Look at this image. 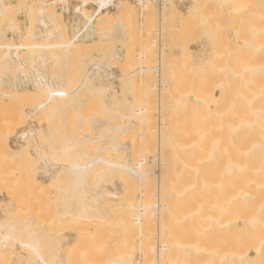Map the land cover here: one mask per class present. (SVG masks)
I'll return each mask as SVG.
<instances>
[{"label": "bare ground", "instance_id": "obj_1", "mask_svg": "<svg viewBox=\"0 0 264 264\" xmlns=\"http://www.w3.org/2000/svg\"><path fill=\"white\" fill-rule=\"evenodd\" d=\"M1 1L0 5L3 3ZM113 1L98 0L99 8L93 14L84 15L87 25L84 30L78 31L73 41L68 39L65 27L56 13L45 9L49 7L40 8L39 25L44 28L38 27V32L33 33L35 47H30L32 42L28 43L29 35H26L27 44L17 48L11 44L7 46L9 56L13 48L17 50L12 56L17 59L18 69L24 68L17 53L21 49H47L58 53L65 48L64 55L68 57L75 41L78 44L77 41H88L96 35L97 31L92 29V24L98 16L101 15L100 19L111 18L110 13H104L103 9ZM20 3L25 6L27 2L20 0ZM139 3L143 10L147 9L144 3ZM192 3L195 4L197 16L217 15L214 13L219 11L218 8L227 7L242 18L243 34H237L239 36L231 42L235 46L232 47L231 44V47L241 48L246 62L242 71L238 72L232 63L236 54L231 53L232 50L219 52L213 46L211 70L198 71L199 74L202 73L199 76L202 79H199L192 94L199 110L194 112L195 115L192 112L183 123L182 120L174 122L176 125L180 122L177 130L174 128L175 124H169L172 130L166 127L167 134L163 133L166 134L164 138L168 136V131L171 133L170 139L172 135L174 137L172 136L171 142L168 140V153L161 149L162 153L158 154V190L149 183L153 164H150V169L144 157L134 163L132 171L126 170V175L117 173L115 176L116 172L106 168L102 171V163L107 167L114 160L118 161L115 159L116 152L121 153L118 155L119 159L128 157L122 154L123 151H129L130 145L133 147L132 143L116 150L113 162L107 161L109 152L107 160L88 162L91 165L89 168H50L45 166L46 161L36 160L31 155L20 153L19 156V152H6L4 139L0 136V264H29L26 261L30 254L23 252L25 248L35 252L32 264H264V0H192ZM126 7L127 5L122 6L115 22L116 42L125 39L120 13ZM162 8L163 11L168 9L169 4H162ZM210 8L215 11L209 10ZM6 10L0 9L1 17H6ZM46 20L52 23V29ZM90 28L92 30L89 32ZM168 46L162 45L164 49ZM56 53L52 56L59 60L60 54ZM114 54L121 56L119 51ZM1 60L5 61V58H1L0 63ZM46 64L47 57H41L39 66ZM92 69L102 70L104 67L95 63L89 72ZM89 72L79 83L76 93L88 81ZM212 78L217 80L211 83L214 84L211 87L207 82ZM1 81L7 82L0 73V85ZM45 84H48L47 80L38 72L34 88L24 87L7 92L2 89L3 85L0 87V116L5 114L9 105L7 109L22 110L25 116V139L29 144L42 141L40 148L44 150L50 144L44 143L49 142L48 138H54L51 135L54 136V130H57L55 128L51 131L48 122L49 113L55 109L54 106H49V101L61 95L58 91L47 88V85L45 87ZM163 88L167 89L165 85ZM6 99L11 103L5 107ZM209 103L213 104L210 115L215 121L208 120L210 110H206ZM200 107L204 110L201 111ZM238 107L242 110L239 120L233 123L226 121V117L232 115ZM147 115L148 109L145 107L135 109L134 113L121 114L126 122L135 117L146 119ZM221 120L223 123L220 122V125ZM165 122L159 123L160 130L163 127L165 129ZM216 122L218 126L214 125ZM220 127H223L222 132ZM44 139L48 141L44 142ZM18 163L19 167L22 165L21 168H15L14 164ZM96 165H101L102 169H98ZM13 169H18L16 172L19 173ZM99 170V173L94 174ZM130 173L134 178L130 177ZM126 180L131 182H125ZM154 189L158 192H154ZM49 201H53V204ZM102 223L108 224L111 229H114L113 226L118 229L121 225L130 228L116 241V248L105 250L97 247V251H88L90 253L87 252V257H84L87 259L91 257L89 254H93V260L91 257L86 262L82 258L84 263L74 261L77 253V246L73 248L75 241L84 237L82 233L87 230L94 229V235L95 231H102ZM131 226L132 231L129 230ZM110 228L108 227L111 233ZM88 234L90 239L92 234ZM155 234L158 235L157 238ZM73 235L78 238L74 240ZM112 235L110 239H114L115 235ZM156 239L160 242L157 247ZM50 241L53 242L51 247H61V251L47 257L42 255L41 247H44L43 243L48 244ZM103 245L106 243L98 246ZM67 250H75V254Z\"/></svg>", "mask_w": 264, "mask_h": 264}, {"label": "rangeland", "instance_id": "obj_2", "mask_svg": "<svg viewBox=\"0 0 264 264\" xmlns=\"http://www.w3.org/2000/svg\"><path fill=\"white\" fill-rule=\"evenodd\" d=\"M25 1L27 2L25 6L20 3V0L1 1L3 3L0 5V9L7 10L5 18L0 16V59L5 58V61L1 60L0 73L7 82L1 81L0 87L3 85V88H1L7 92L16 89L20 90L24 87L34 88L35 78L38 72H40L49 84H45V87L48 86L47 88L54 89L61 94L49 101V106H54L55 109L49 113L48 122L51 125V131L55 128L57 130H54V136L51 135L54 138H48L49 142H47V139L43 140L47 142L44 145L50 143L45 146V150L40 148V145H43V142L40 140L29 144L25 139L24 112L11 108L7 109L10 106L8 103L11 102L8 101L9 99H6L4 106L6 107V104L9 106L6 108L5 114L0 116V129L2 131V135L0 136L4 139L6 152H19V156L20 153L21 155L22 153L27 156L31 155L36 160L46 161L47 164L45 166L50 168H89L91 165H88V162L97 163L103 159L107 160L106 157L109 155L112 159L108 157L107 161L113 162V155H115L113 153L121 148H126L128 144L132 143L133 147L130 145L129 151H123L124 153L122 154L128 157L123 156L119 159L118 155H121V153L118 154L116 152L117 157L115 159L120 162L114 160V163L107 167L102 163L103 167L96 165L98 166L97 168L100 170L102 168L113 170L116 172V174L114 173L115 176L117 173L126 175L125 171H132L134 163L144 157L150 169L152 167V165L150 167V164H153L149 183L153 187H156L160 183L158 154L162 152L168 153L166 150L167 148L169 150L168 144L169 141L171 142L173 136L170 139L169 135L171 133L169 134L168 131V138H164L167 134L165 132L166 127L170 129V125L175 124L174 122L178 120H182L181 123H183L184 119H188L192 112L195 115L194 112L196 113L199 110L197 109L199 105L195 102L192 94L197 87V83L200 81L199 79L202 77L199 78L202 73L200 72L199 74L198 71L200 69L211 70L213 46L219 52L232 50L231 53L236 54V59L232 63H234V69L238 72L242 71L241 68H243L246 62L244 60L246 57L243 56L241 48L232 49L235 44L231 42H233L236 36H239L237 34H243L241 26L243 25V20L232 9L224 7L218 8L219 11H215L210 8L209 10L215 11L212 14L217 13V15L204 14L206 15L204 18L202 17L203 15L198 14L197 16L195 14L196 7L192 3V0H114L106 9H103L104 13H110L111 18L109 20L105 17L100 19L101 15L100 17L98 16V19L96 18L92 24V29L97 31L96 35L89 38L88 41L86 39L82 42L77 41L78 44L75 41V44L70 48V55L68 57L64 55L65 48L59 50V52L57 51L60 54L59 60L53 58L52 55L56 52L54 53L51 50L30 48L32 51L29 49H27L29 51H26L21 49L17 53H19L24 68L18 69L16 65L17 59L12 56L17 50L13 48L9 56L7 46L11 44L17 48L24 45V43L27 44L26 35H29L31 40L27 36L29 38L28 43L31 41L34 45L31 43V46L29 44L25 45L35 47L36 44L32 40L33 33L36 34L38 32V27L44 28L39 25L38 11L40 8L49 7L45 9L48 12L54 11L56 13L58 19L65 27L70 41H73L78 31L84 30L86 27L87 19L84 15L93 14L99 8L98 0ZM139 2L144 3L147 9L143 10ZM164 3L169 4V8L163 11L162 4ZM124 5H127V7L123 13H120V16L125 29V39L116 42L114 40L115 22L119 17L118 13ZM198 17H201V19ZM46 22L50 26L49 28L52 29V23L48 20ZM92 29L90 28L88 31L90 32ZM235 29H238V31ZM85 42L90 44H83ZM164 44L169 45L167 49L162 47ZM231 44L233 45L232 47ZM115 51H119L121 56L117 57L114 54ZM110 54L112 56L109 57L108 55ZM44 56L47 57V64L39 66L41 57ZM142 56L145 58H142ZM95 63L102 65L104 69H92L89 72L92 64ZM88 72V81L83 86L86 89L82 88L81 92L76 93L79 83ZM213 78L212 80L210 79L212 82H207V84L210 83L211 87L214 85L211 83H215L217 80V78H215L216 80H213ZM164 85L167 89L163 88ZM236 86L237 84L234 86L235 90L237 89ZM214 87L216 88V86ZM140 107L148 109L146 119L135 117L126 122L121 116V114L134 113L135 109ZM212 107L213 104L209 103L206 110H210V113L207 112L209 115L213 111ZM204 108H201V111ZM241 112L242 110L238 107L225 120L231 123L237 122ZM211 115L208 120L211 119ZM218 119L217 117L216 120ZM161 121H166L165 129L163 127L162 130L159 129ZM190 121L192 123V120L188 122ZM211 121H215V118L211 119ZM188 122L187 124H191ZM220 122L223 123V120L219 121V124ZM219 124L217 122L214 123L215 126ZM177 125H173L176 130L178 128ZM208 125L210 124L208 123ZM214 127L212 128L214 129ZM208 128L206 129L209 130ZM220 128L219 130L222 132L223 127ZM170 130H172V127ZM55 133L57 134L55 135ZM3 149L4 147L1 148V150ZM22 158L21 160L23 161ZM83 163L85 165H82ZM14 166H16L15 168L19 167V163L17 165L14 164ZM21 167L22 165L19 168ZM23 168L25 169V166ZM103 169L102 171H105ZM13 170L16 172L18 169ZM100 170L94 172V174L99 173ZM130 177L134 178L132 173H130ZM125 182H131V180H126ZM134 182L139 183L138 181ZM154 192L158 191L155 190ZM68 193L70 194V191ZM49 203L53 204V201H49ZM105 224L102 223V227H100L103 228L102 231H95L97 233L95 235L94 229H90L91 232L87 230L82 233L84 235L80 233L84 237H80L81 239L75 241L77 244L75 243L76 245L74 244L73 248L77 246L75 249L77 253L74 255L76 256L74 257V261H82L83 263L84 259L85 262L88 261L87 259L91 258L93 254H89L91 257L87 259L84 257H87L88 253L92 252L91 250L93 249L97 251V247L99 249L106 248L107 250H112L117 243L116 241L130 228V226L124 225L123 227L121 225L123 229H121V226L116 229L117 227L115 228L112 224H109L114 228L111 229V226H108V224L106 226ZM108 227L111 229V233ZM131 227L130 231L133 230V226ZM88 232L90 235L92 234L90 239ZM69 233L67 234L70 235ZM112 234L115 236L111 240L109 237H112ZM155 235V238H157L158 235ZM155 235H153V238ZM73 236L74 240H76V237L78 238V236ZM95 237L96 239H94ZM90 240L91 243L89 242ZM103 240L106 245H103V247L98 246L102 243L105 244ZM94 242L95 244L97 243L95 248ZM159 243L156 239V247ZM51 244H53L51 241L48 244H42L44 246L41 247L43 249H41L42 255L51 257L54 252L61 251V247L57 249L54 245L51 247ZM53 248L54 250H52ZM86 248L88 249L86 250ZM55 249L57 250L55 251ZM75 250L74 252L73 250L67 251L75 254ZM23 252L30 254L26 262L32 264V260L35 261V252L30 248H25ZM22 256L20 257L26 260ZM24 256L26 257L27 253ZM93 259L94 257L91 258V260ZM153 264L157 263L154 262Z\"/></svg>", "mask_w": 264, "mask_h": 264}]
</instances>
